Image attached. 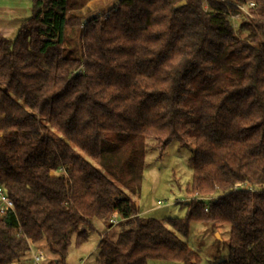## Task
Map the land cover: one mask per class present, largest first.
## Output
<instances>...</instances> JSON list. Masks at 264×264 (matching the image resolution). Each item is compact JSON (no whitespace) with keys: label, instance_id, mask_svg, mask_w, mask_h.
Instances as JSON below:
<instances>
[{"label":"trees","instance_id":"1","mask_svg":"<svg viewBox=\"0 0 264 264\" xmlns=\"http://www.w3.org/2000/svg\"><path fill=\"white\" fill-rule=\"evenodd\" d=\"M29 1L13 38L0 35V185L13 202L0 264L32 245L64 263L94 220L106 224L96 264H199L179 237L193 220L228 225L222 264H264V0H115L88 17ZM172 140L193 145L186 192L216 196L144 217L132 196L146 152Z\"/></svg>","mask_w":264,"mask_h":264},{"label":"rangeland","instance_id":"2","mask_svg":"<svg viewBox=\"0 0 264 264\" xmlns=\"http://www.w3.org/2000/svg\"><path fill=\"white\" fill-rule=\"evenodd\" d=\"M84 1L67 0V13L80 14L85 17L93 12L94 15L105 13L115 0H111L110 5H106L103 10L98 11H87V8L81 11L79 8ZM203 5L207 8L206 3ZM79 35V30L67 27L65 45L71 49L72 54L78 53ZM5 36L13 38L14 35ZM152 144L153 142L149 143V148H152ZM192 150V144L180 146L176 140L170 141L162 153L157 148L147 150L140 190L132 196L134 200H137L138 209L142 216L154 217L163 221L167 218H180L185 215V202L192 200L190 199L192 195L190 196L185 189L192 176L189 164ZM211 197H205L203 201L207 202ZM93 227L94 230L90 232L87 241L81 245H76L75 238L72 237L64 263L58 264H96L97 243L106 228V224L100 220H94ZM228 230V225L224 223L212 224L207 221L193 220L190 222L188 234L186 236L179 235V237L198 253L199 264H222L221 262L227 258L228 253ZM42 248L46 254L43 264H54V262H50L52 257L47 253L45 247ZM31 249L32 246L19 261L10 264H33ZM146 264H182V262L179 260L149 259Z\"/></svg>","mask_w":264,"mask_h":264},{"label":"crops","instance_id":"3","mask_svg":"<svg viewBox=\"0 0 264 264\" xmlns=\"http://www.w3.org/2000/svg\"><path fill=\"white\" fill-rule=\"evenodd\" d=\"M111 3V0H85L79 9L84 11L87 8V11H98ZM30 12L31 2L29 0H0V35H14L21 21L29 16ZM135 202L137 204V200Z\"/></svg>","mask_w":264,"mask_h":264},{"label":"built area","instance_id":"4","mask_svg":"<svg viewBox=\"0 0 264 264\" xmlns=\"http://www.w3.org/2000/svg\"><path fill=\"white\" fill-rule=\"evenodd\" d=\"M254 3L252 1H248L244 4H239L238 7L240 9V12L230 14V17L232 19V25L236 27L238 25V20L242 15H248V10L250 7H252ZM206 8V7H205ZM205 198V196H200L198 194H194L191 196L190 199H196V200H202ZM8 210H13V202L11 198L7 195L4 188L0 185V215L6 213ZM120 220L113 215L110 219V222L112 224L118 223ZM31 258L33 264H43V261L46 259V254L44 249L41 246L32 245L31 249Z\"/></svg>","mask_w":264,"mask_h":264}]
</instances>
